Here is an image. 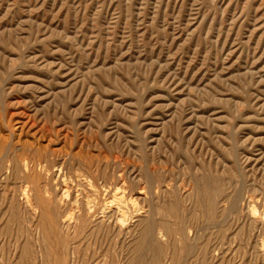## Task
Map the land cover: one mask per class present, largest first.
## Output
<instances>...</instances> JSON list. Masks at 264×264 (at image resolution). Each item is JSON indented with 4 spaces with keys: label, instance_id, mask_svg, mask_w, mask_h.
<instances>
[{
    "label": "rangeland",
    "instance_id": "1",
    "mask_svg": "<svg viewBox=\"0 0 264 264\" xmlns=\"http://www.w3.org/2000/svg\"><path fill=\"white\" fill-rule=\"evenodd\" d=\"M0 264H264V0H0Z\"/></svg>",
    "mask_w": 264,
    "mask_h": 264
},
{
    "label": "bare ground",
    "instance_id": "2",
    "mask_svg": "<svg viewBox=\"0 0 264 264\" xmlns=\"http://www.w3.org/2000/svg\"><path fill=\"white\" fill-rule=\"evenodd\" d=\"M7 152V151H6ZM8 162V161H7ZM62 165H63V162H62ZM53 167H55V166H53ZM27 168V167H26ZM56 168V167H55ZM60 168V167H59ZM34 171V170H33ZM59 171V170H58ZM53 179V178H52ZM64 179V178H63ZM113 179V178H112ZM53 180H55V179H53ZM78 180H80V179H78ZM56 181V180H55ZM67 181V180H66ZM79 182V181H78ZM61 183V182H60ZM64 183V182H63ZM66 183V182H65ZM74 184V183H73ZM68 185V184H67ZM94 185V184H93ZM57 186V185H56ZM58 187V186H57ZM92 187V186H91ZM106 187V186H105ZM63 188V187H62ZM69 189V188H68ZM77 189V188H76ZM102 189H104V188H102ZM106 189V188H105ZM80 190V189H79ZM70 191V190H69ZM111 191V190H110ZM95 193V192H94ZM119 193V192H118ZM141 193V192H140ZM64 194V193H63ZM77 194V193H76ZM104 194V193H103ZM116 196H118L117 194H115ZM66 196V195H65ZM65 196H63V197H65ZM67 197H68V195H67ZM112 197V196H111ZM73 198V197H72ZM108 198V197H107ZM115 198V197H114ZM131 198V197H130ZM92 199V198H91ZM111 198H109V200H110ZM121 199V198H120ZM115 200H118L117 198L115 199ZM123 200V199H122ZM132 200V199H131ZM98 201V200H97ZM105 201H107V200H105ZM111 201H113V200H111ZM120 201V200H119ZM114 202V201H113ZM129 202H132V201H129ZM110 203V202H109ZM110 204H112V203H110ZM119 204V203H118ZM126 204V203H125ZM73 205V204H72ZM89 205V204H88ZM94 205V204H93ZM102 205V204H101ZM116 205V204H115ZM110 207V206H109ZM91 208V207H90ZM117 208H119L118 206H117ZM72 209V208H71ZM100 211H102V210H100ZM109 211V210H108ZM119 211H120V209H119ZM106 213V212H105ZM110 213V212H109ZM119 213V212H118ZM103 215V214H102ZM136 217V216H135ZM85 218V217H84ZM130 219V218H129ZM98 220V219H97ZM89 222V221H88ZM68 223V222H67ZM127 224V223H126ZM167 224V223H166ZM116 225V224H115ZM92 228V227H91ZM128 229V228H127ZM126 229V230H127ZM81 230V229H80ZM129 230V229H128ZM195 234V233H194ZM161 248V247H160Z\"/></svg>",
    "mask_w": 264,
    "mask_h": 264
}]
</instances>
